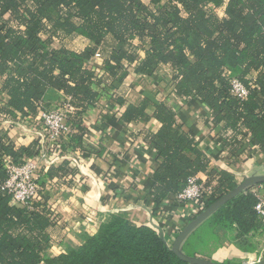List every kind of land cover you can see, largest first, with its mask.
<instances>
[{
  "label": "trees",
  "instance_id": "obj_1",
  "mask_svg": "<svg viewBox=\"0 0 264 264\" xmlns=\"http://www.w3.org/2000/svg\"><path fill=\"white\" fill-rule=\"evenodd\" d=\"M78 37L91 46L82 52L53 48L54 39ZM98 53L104 60L102 75L89 68ZM127 66L149 79L170 67L173 74L157 87L163 101L145 99L136 106L119 98L117 88L130 74ZM0 77L9 97L0 114L13 119L52 109L60 93L76 101L82 111L71 122L79 134L69 138L63 152L83 146L84 114L102 98L112 108L125 106L127 123L158 121L160 130L147 137L163 160L153 175L156 203L181 193L199 174L216 184L206 209L238 187L233 174L210 169L197 141L177 123L168 106L171 93L203 103L212 124L223 128L218 141L231 155L238 156L247 139L264 154V0H152L151 6L140 0H0ZM233 79L247 88L245 99L232 92ZM37 147L35 141L17 148L0 134V264H189L153 228L114 216L80 249L47 257V231L56 220L44 191L30 210L4 190L6 158L23 165L38 154ZM74 170L52 167L39 184L44 189L48 180ZM249 189L215 212L205 232L196 233L203 224L195 230L181 252L198 257L208 246L228 242L235 229L239 236L264 232L255 211L258 199Z\"/></svg>",
  "mask_w": 264,
  "mask_h": 264
},
{
  "label": "crops",
  "instance_id": "obj_2",
  "mask_svg": "<svg viewBox=\"0 0 264 264\" xmlns=\"http://www.w3.org/2000/svg\"><path fill=\"white\" fill-rule=\"evenodd\" d=\"M223 17L222 12L220 18ZM43 38L46 39V36ZM89 46L90 42L82 37L53 41V48L74 52H82ZM144 56L142 52L141 57ZM103 63V59L93 58L89 68L102 75ZM129 71L127 79L117 88L119 98L136 106L145 99L163 101L156 93L157 87L164 77L173 74L170 67L160 68L151 79L139 75L134 68ZM4 82L5 79L0 77V108L9 100L7 93L2 91ZM59 95L61 100L58 104L65 101L63 93ZM168 106L175 111L176 121L183 131L197 141L210 169L233 174L238 185L246 178L264 176V154L261 150L247 139L238 156L231 155L218 141L224 135L223 128L212 124L211 116L200 100L184 101L171 93ZM124 112L125 106L122 110H118L117 106L112 108L106 98L89 107L84 114L83 127L93 148L84 138L83 146L77 149L82 156L76 164L64 160L54 167L69 166L75 169V174L69 173L66 177H56L46 182L44 193L56 215V224L47 231V257L56 258L68 249H80L86 238L96 236L101 226L113 216L137 226L153 228L170 247L190 224L187 206L180 205L173 196L162 203H156L152 197L153 175L163 160L157 157L147 137L156 134L161 125L155 119L127 123L122 119ZM38 117L23 120L19 113L16 119L0 114V134H7V139L17 148L30 147L37 140L31 122ZM48 171L42 169L41 174ZM256 190L258 187L253 191ZM260 194L264 196V189ZM208 225L206 221L196 233L205 232ZM197 256L218 264L258 257L242 252L229 242L215 249L210 245L202 255Z\"/></svg>",
  "mask_w": 264,
  "mask_h": 264
},
{
  "label": "built area",
  "instance_id": "obj_3",
  "mask_svg": "<svg viewBox=\"0 0 264 264\" xmlns=\"http://www.w3.org/2000/svg\"><path fill=\"white\" fill-rule=\"evenodd\" d=\"M140 1L146 6L152 4V0ZM94 59L102 60L103 57L98 53ZM231 88L232 92L240 99H245L249 94L247 88L237 79L231 81ZM75 103L76 101L72 97H67L65 101L52 109L41 110L38 119L31 122L37 136L36 141H38V154L34 158L25 160L24 164L20 166L15 165L12 158H6L5 169L8 179L4 185V190L12 195L14 202L33 210L35 202L41 199L40 194L45 191L39 184L42 169L47 171L55 167L59 161L64 160L73 165L81 158L82 153L79 151L63 152V146L69 141V138L79 134L71 122L74 115L82 111ZM117 109L122 110L123 108L117 107ZM84 136L88 140V146L92 149L89 135L84 134ZM207 179L205 174L190 178L187 187L174 197L180 205L187 206L191 220L206 210L204 203L215 191L216 184L209 185ZM262 189H264L263 185L252 193L258 199L255 211L259 220L264 224V196L260 194ZM53 216L56 219V215Z\"/></svg>",
  "mask_w": 264,
  "mask_h": 264
},
{
  "label": "water",
  "instance_id": "obj_4",
  "mask_svg": "<svg viewBox=\"0 0 264 264\" xmlns=\"http://www.w3.org/2000/svg\"><path fill=\"white\" fill-rule=\"evenodd\" d=\"M262 185H264V176H253L246 178L245 181L240 185H238V187L234 191L230 192L226 196H223L222 198L217 200L203 213H201L198 217H196L192 222H190V224L180 233V235L176 239L172 247V251L181 260L189 264H218L199 257H194V258L187 257L181 252V247L184 244V242L189 238V236L195 230H197L202 224H204L207 220H209L215 212L226 206L229 202L233 201L239 195L244 193L248 188L254 186H262ZM259 264H264V262H261Z\"/></svg>",
  "mask_w": 264,
  "mask_h": 264
},
{
  "label": "rangeland",
  "instance_id": "obj_5",
  "mask_svg": "<svg viewBox=\"0 0 264 264\" xmlns=\"http://www.w3.org/2000/svg\"><path fill=\"white\" fill-rule=\"evenodd\" d=\"M216 14L217 16L221 17L222 10L217 11ZM54 46L59 47L58 44H55ZM256 187L259 188V186H254V187H251L249 190L253 191L254 188ZM263 188H264V185H263ZM227 238L229 239L228 242L232 243L234 246L238 247V245L240 244V246L244 248V249L240 248V250H246L249 254L258 256L257 258L251 257L247 259L234 260L232 262H229L230 264H259L261 262H264V232L253 231L246 236H239L237 229H235V231L230 233ZM237 243L239 244L236 245ZM215 248H218V247L215 246V243H214L213 249Z\"/></svg>",
  "mask_w": 264,
  "mask_h": 264
}]
</instances>
